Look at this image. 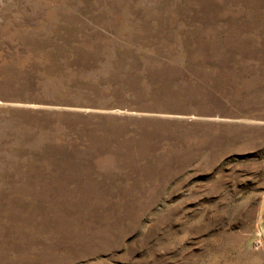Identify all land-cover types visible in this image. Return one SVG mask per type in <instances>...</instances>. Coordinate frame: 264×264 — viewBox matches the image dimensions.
Returning a JSON list of instances; mask_svg holds the SVG:
<instances>
[{
    "label": "rangeland",
    "instance_id": "rangeland-1",
    "mask_svg": "<svg viewBox=\"0 0 264 264\" xmlns=\"http://www.w3.org/2000/svg\"><path fill=\"white\" fill-rule=\"evenodd\" d=\"M0 264H264V0H0Z\"/></svg>",
    "mask_w": 264,
    "mask_h": 264
}]
</instances>
